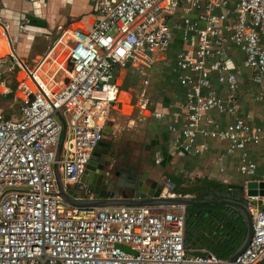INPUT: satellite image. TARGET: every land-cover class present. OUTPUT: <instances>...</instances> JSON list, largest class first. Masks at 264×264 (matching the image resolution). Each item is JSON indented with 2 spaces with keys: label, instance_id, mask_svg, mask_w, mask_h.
I'll return each mask as SVG.
<instances>
[{
  "label": "built area",
  "instance_id": "1",
  "mask_svg": "<svg viewBox=\"0 0 264 264\" xmlns=\"http://www.w3.org/2000/svg\"><path fill=\"white\" fill-rule=\"evenodd\" d=\"M30 22L23 17L20 31ZM11 28L0 16V96L8 72L19 104L17 118L0 111V264H259L264 259V210L254 204L264 205V197L243 196L254 236L232 262L190 246L187 206L76 207L60 195L55 175L57 164L66 192L84 198L81 179L105 139L111 113L148 110L146 90L134 91L137 105L127 102L131 93L119 82L118 69L138 75L147 87L154 55L170 47L178 30L183 41L195 36L197 43L178 52L171 68L186 91L184 126L169 127L173 149L181 156H202L212 142L223 143L228 155L242 153L238 172L254 177L257 165L246 149L264 142V119L253 125L241 112L240 80L228 55L232 47L245 54L243 66L251 72L256 99L264 103V0H97L94 20L61 26L47 52L30 62L17 59ZM2 41L10 52H3ZM60 56L66 67L59 65ZM51 63L54 75L47 70ZM214 77L227 85L225 95L213 89ZM213 112L233 121L224 127ZM59 115L67 129L57 160L64 132ZM85 193L91 199V191Z\"/></svg>",
  "mask_w": 264,
  "mask_h": 264
},
{
  "label": "crops",
  "instance_id": "2",
  "mask_svg": "<svg viewBox=\"0 0 264 264\" xmlns=\"http://www.w3.org/2000/svg\"><path fill=\"white\" fill-rule=\"evenodd\" d=\"M96 7L97 0H1L0 16L12 25L10 37L13 49L17 59H21V47H25L24 43L30 50L37 37L48 30H54L59 24L63 26L74 21H83V23L88 24L94 20ZM25 16H28L31 22L23 32L20 31L19 25ZM22 38L24 41L21 42ZM196 43L197 38L195 36L188 42L183 41L181 32L176 30L170 47L166 51L154 55L155 64L153 69L148 72L147 78L148 80L155 76L159 77H156L157 79L162 78V87L158 91L160 92L159 99L154 100L155 104H149L148 110L145 112L135 110L139 113V119L142 117L143 120L152 119L153 124H158L160 127L161 132L157 134L156 142L162 149L155 150V155H151V163L155 167L161 166L163 170H168L171 168L170 166H174L177 177L187 173L188 168H193L197 173L209 174L210 176L206 177L209 181L225 186L230 184L244 185L246 181H264V142L257 146L250 145L246 149L249 158L257 165L256 175L252 178H246L238 172L242 153L239 152L234 156L228 155L226 145L223 143L212 142L210 152L202 156L195 154L181 156L172 147V134L169 132V127L175 125L178 129H182L184 126L185 119L181 105L185 101L186 91L171 73V68L175 65L177 53L182 50H193ZM7 51L9 52L6 49L4 53ZM244 59L245 54L238 48L232 47L228 60L240 80L238 105L243 114L250 115L251 123L258 125L264 119V103L256 99L257 88L252 82L250 70L243 66ZM173 77L176 79L175 81H171ZM5 80V85L1 89L3 94L0 96V111L6 115V106L13 99L17 104L18 101L14 95L16 87L15 89L12 87V81H14L12 75L7 72ZM118 80L123 88H126L130 93L142 87L140 77L133 75L131 71L124 68L118 69ZM213 89L219 95H225L228 91L227 85L219 83L216 77L213 79ZM8 112L9 115H6L7 117L10 116L8 118L19 116V108ZM211 115L224 127L233 121V118L215 112ZM221 156L223 161L219 162L217 158Z\"/></svg>",
  "mask_w": 264,
  "mask_h": 264
},
{
  "label": "rangeland",
  "instance_id": "3",
  "mask_svg": "<svg viewBox=\"0 0 264 264\" xmlns=\"http://www.w3.org/2000/svg\"><path fill=\"white\" fill-rule=\"evenodd\" d=\"M61 25L62 24H59L54 30H48L37 37L30 50L26 47V43H24L25 47H21V60L30 62L37 56L45 54L54 40L56 31ZM22 41H24L23 38L21 42ZM58 63L59 65H62V67H66L68 64L67 60H65V56L63 58L60 56ZM60 68V66L57 67V71H59ZM54 69L55 66L53 63L47 66V70H49L50 75L56 74V69ZM156 77L159 78L158 76H155L154 78L149 79L150 85L148 87H140L135 90L140 93L146 90V97L149 98V104L152 105L155 102L154 100L159 99L158 95L160 92L158 91L162 87V78L157 79ZM12 83V87L15 89L16 84L14 81H12ZM135 93L132 92L128 95L127 102L134 101L135 105H137L139 100L136 99ZM18 108L19 105L13 99L12 102L6 106L7 112L5 113L6 115H9L8 111L13 109L17 110ZM153 123L154 121L152 119L140 120L139 113L135 110L132 111L129 107H126L124 110L117 111L116 113H111L107 123V135L102 146L101 153L107 158L115 159V161L114 166L106 168V171L111 173L114 172V169L122 168L129 171V173L138 176H143L146 172H148V182L161 181L164 178H170L171 180L177 182L179 185V189L176 194L177 197H184L186 194L193 193L196 188L203 185V179L209 177L210 175L203 172L197 173L193 168H188L187 170L189 171L187 173L178 175L177 177L174 166H170L171 168L168 170H163L161 166L155 167V165L151 163V155L154 156L155 150H161L162 147H160L156 142L158 137L157 134L161 132L160 127L158 124L154 125ZM110 181L113 180L110 179ZM205 238L206 237L204 235L201 236V239ZM210 239L208 238V240Z\"/></svg>",
  "mask_w": 264,
  "mask_h": 264
},
{
  "label": "water",
  "instance_id": "4",
  "mask_svg": "<svg viewBox=\"0 0 264 264\" xmlns=\"http://www.w3.org/2000/svg\"><path fill=\"white\" fill-rule=\"evenodd\" d=\"M59 118L61 120L64 132L59 149L57 151V160H59L61 156L67 129L66 121L61 115H59ZM103 172L107 173L108 171H106V168L102 169V167L99 166V159L91 160L86 172L84 173L81 179L82 181L80 184L81 187L85 188V191H80V194H83L84 198L82 200H79L73 198L66 192L59 171V166L56 164L55 175L60 195L67 202L76 207H170L178 205L194 207L202 204H208L207 202L195 201L192 198L177 197L176 194L179 189V185L177 182L171 180L170 178H164L161 181L148 182V172H146L143 176H138L134 174L131 180L132 182L129 181V183L134 186L133 189H135L136 191L134 196L129 197L124 190V180H121L120 184L118 185L114 183L108 184V181H110V179L112 178L107 174L104 175ZM126 176V174L122 175L123 178H125ZM135 179H137V181ZM204 180L206 181L208 180V178H205ZM227 189L228 194H225V196H228V199L231 197L232 194H237V198L225 200L222 202V204L235 208L239 212V215L243 217L244 223L247 228L246 237L244 238L243 242L238 247V249L230 257V260L234 262L241 254L246 251L254 236L253 216L249 209L248 203L246 201H242V198L245 195L249 197H264V181L254 180L249 181L244 185L230 184L227 185ZM86 190L91 191V199H87L88 197L85 193ZM239 194L242 195V198L238 196ZM254 204L257 205L260 210H264V205L262 201L254 202ZM188 243H190V246L194 245V243H192L191 238H188ZM199 255H201V253H199ZM259 264H264V259Z\"/></svg>",
  "mask_w": 264,
  "mask_h": 264
},
{
  "label": "flooded vegetation",
  "instance_id": "5",
  "mask_svg": "<svg viewBox=\"0 0 264 264\" xmlns=\"http://www.w3.org/2000/svg\"><path fill=\"white\" fill-rule=\"evenodd\" d=\"M103 144L104 141L94 153L95 157L93 156L92 160L99 159V166L105 169L110 166L113 167L115 159L107 158L101 153ZM103 173L104 175L107 174L110 176L113 180L111 182L108 181V184L114 183L118 185L121 180H124L125 193L129 197L134 196L136 190L133 189L134 186L129 183L134 174L122 168L114 169V172L111 173ZM123 174L127 176L123 178ZM135 180L137 181V179ZM225 194H228L227 186L213 183L209 180H203L202 186L196 188L193 193L184 195V197L192 198L195 201L208 203L187 207V235L188 238L192 239L194 246L201 247L199 240L202 235L206 237L205 239L211 238L210 240H214V237H218L219 240L225 242L226 240H235L242 232L241 226L242 223H244L243 217L239 215V212L235 208L222 204L225 200L237 198V194H232L229 199ZM238 196L242 198L241 194ZM242 201H245V199L242 198ZM212 230H214L213 236L210 234Z\"/></svg>",
  "mask_w": 264,
  "mask_h": 264
},
{
  "label": "trees",
  "instance_id": "6",
  "mask_svg": "<svg viewBox=\"0 0 264 264\" xmlns=\"http://www.w3.org/2000/svg\"><path fill=\"white\" fill-rule=\"evenodd\" d=\"M241 229L242 232L240 233V235H238L235 240L231 239L222 242L218 239V237H214V240L200 238L199 243L201 245V248L208 249L221 259H228L238 249V247L241 245L244 238L246 237L247 228L245 223H242ZM213 232L214 230L210 232L212 236Z\"/></svg>",
  "mask_w": 264,
  "mask_h": 264
},
{
  "label": "bare ground",
  "instance_id": "7",
  "mask_svg": "<svg viewBox=\"0 0 264 264\" xmlns=\"http://www.w3.org/2000/svg\"><path fill=\"white\" fill-rule=\"evenodd\" d=\"M3 42V44H4V47L7 49V50H9V47H8V45L5 43V41H2ZM10 51V50H9ZM4 52V51H3ZM8 52V51H7ZM6 53V52H5Z\"/></svg>",
  "mask_w": 264,
  "mask_h": 264
}]
</instances>
